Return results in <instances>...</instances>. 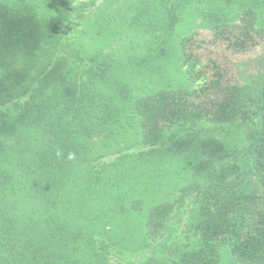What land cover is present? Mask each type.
<instances>
[{
  "label": "trees",
  "instance_id": "obj_1",
  "mask_svg": "<svg viewBox=\"0 0 264 264\" xmlns=\"http://www.w3.org/2000/svg\"><path fill=\"white\" fill-rule=\"evenodd\" d=\"M0 264H264V0H0Z\"/></svg>",
  "mask_w": 264,
  "mask_h": 264
},
{
  "label": "rangeland",
  "instance_id": "obj_2",
  "mask_svg": "<svg viewBox=\"0 0 264 264\" xmlns=\"http://www.w3.org/2000/svg\"><path fill=\"white\" fill-rule=\"evenodd\" d=\"M180 29H182V30H184L185 28L183 27V26H181L180 25V28H179V30ZM124 39H126L125 38V35H122L121 37H120V39H117V38H114L113 40H112V42H111V46H119L120 44H121V42H125V40ZM182 69L183 68H178L177 66H176V64L175 63H172V64H170V72H171V74H172V78L174 79V80H178V75L179 74H181L180 72L182 71ZM180 71V72H179ZM202 81V79H198V80H196V81H193V83H192V87H194L195 85H198L200 82Z\"/></svg>",
  "mask_w": 264,
  "mask_h": 264
}]
</instances>
